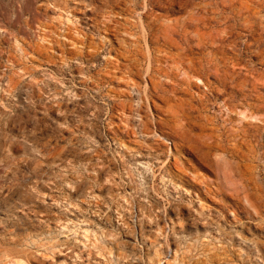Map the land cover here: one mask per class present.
<instances>
[{"label":"rangeland","instance_id":"rangeland-1","mask_svg":"<svg viewBox=\"0 0 264 264\" xmlns=\"http://www.w3.org/2000/svg\"><path fill=\"white\" fill-rule=\"evenodd\" d=\"M0 264H264V0H0Z\"/></svg>","mask_w":264,"mask_h":264},{"label":"bare ground","instance_id":"bare-ground-1","mask_svg":"<svg viewBox=\"0 0 264 264\" xmlns=\"http://www.w3.org/2000/svg\"><path fill=\"white\" fill-rule=\"evenodd\" d=\"M119 2V1H118ZM62 3V2H61ZM128 6H129V4H128ZM127 6V7H128ZM57 7V6H56ZM111 7V6H110ZM90 9V8H89ZM125 9H127V8H125ZM124 9V10H125ZM63 10H65V9H63ZM108 14V13H107ZM114 16V15H113ZM103 17V16H102ZM109 17H110V15H109ZM90 18V17H89ZM108 18V17H107ZM125 18V17H124ZM105 19V18H104ZM105 20H107V19H105ZM109 21V20H108ZM111 21V20H110ZM107 22V21H106ZM111 23V22H110ZM108 25V24H107ZM116 27H118V25H116ZM91 28V27H90ZM112 28V27H111ZM114 28V27H113ZM119 28H120V26H119ZM200 28V27H199ZM103 30V29H102ZM78 31V30H77ZM88 31V30H87ZM91 32V31H90ZM75 33V32H74ZM84 33V32H83ZM46 34V33H45ZM89 34V33H88ZM92 35V34H91ZM95 35V34H94ZM48 36H49V34H48ZM199 36V35H198ZM98 37V36H97ZM199 38V37H198ZM46 39V38H45ZM72 39V38H71ZM82 39V38H81ZM214 39V38H213ZM64 40V39H63ZM196 40V39H195ZM220 40V39H219ZM53 41V40H52ZM79 42V41H78ZM219 42V41H218ZM204 43V42H203ZM72 44H73V42H72ZM202 44V43H201ZM215 45H216V43H215ZM220 45V44H219ZM195 46V45H194ZM201 46V45H200ZM204 46V45H203ZM106 48V47H105ZM200 49V48H199ZM42 51V50H41ZM214 51V50H213ZM108 52V51H107ZM109 54V53H108ZM214 57V56H213ZM45 58V57H44ZM47 59V58H46ZM149 59V58H148ZM211 60H212V58H211ZM90 61V60H89ZM54 62V61H53ZM57 62V61H56ZM61 62V61H60ZM149 62V61H148ZM82 63V62H81ZM211 63V62H210ZM213 63H215V62H213ZM65 65V64H64ZM191 67L193 68V66L191 65ZM190 67V68H191ZM44 68V67H43ZM147 69V68H146ZM150 70V69H149ZM213 74V73H212ZM211 74V75H212ZM153 76V75H152ZM213 77H215L214 75H212ZM151 78V77H150ZM249 80V79H248ZM56 88V87H55ZM153 89V88H152ZM259 101V100H258ZM253 113V112H252ZM239 127V126H238ZM240 134V133H239ZM261 140V139H260Z\"/></svg>","mask_w":264,"mask_h":264}]
</instances>
